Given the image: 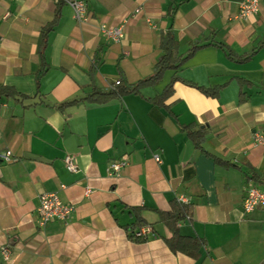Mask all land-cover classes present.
Wrapping results in <instances>:
<instances>
[{
	"label": "crops",
	"instance_id": "crops-1",
	"mask_svg": "<svg viewBox=\"0 0 264 264\" xmlns=\"http://www.w3.org/2000/svg\"><path fill=\"white\" fill-rule=\"evenodd\" d=\"M240 1L83 0L86 20L64 3L37 79L41 28L52 21L55 0H0V85L24 95L0 98V152L14 158L0 163V247L9 250L0 264H264V209L241 206L248 185L264 188V149L252 143L264 130V0L245 18L237 17ZM102 24L123 25V37L107 40ZM168 30L182 57L198 48L143 96L58 108L93 88L150 76ZM224 47L236 56L255 51L236 61ZM173 76L217 87L216 95L176 81L167 109L146 100ZM184 126L205 132L201 148ZM65 155L77 172L65 169ZM121 157L127 166L109 175L107 166ZM43 193L73 206L67 223L37 226ZM179 197L191 215L178 233L202 243L196 257L173 253L163 239L171 232L158 211ZM129 207L141 208L152 228L144 242L127 237Z\"/></svg>",
	"mask_w": 264,
	"mask_h": 264
},
{
	"label": "trees",
	"instance_id": "trees-1",
	"mask_svg": "<svg viewBox=\"0 0 264 264\" xmlns=\"http://www.w3.org/2000/svg\"><path fill=\"white\" fill-rule=\"evenodd\" d=\"M64 5V2L58 0L55 2V10L53 14V19L51 22L47 23L41 28V41L39 45V57L41 59L40 62V70L37 71V79L42 73L45 71V61L43 52L47 45V36L53 31V29L57 26L60 19V7ZM264 42V40H262ZM177 41L173 35L171 30L166 31L161 34L159 37V48L161 50V55L158 57L154 68L153 73L141 80H138L135 83H127L123 79L116 81L112 86L105 91H102L98 88H93L92 91L87 94L84 98L80 99H72L66 102L61 103L58 108L62 109L66 106L78 103L80 101H91L95 103H105L113 98H120L127 94H135L141 95V90L152 84L156 83L162 75V72L167 68L176 69L178 68L182 62L187 58V56L198 46H193L190 49L189 54L185 57H182L178 54L177 51ZM226 51L227 57L236 61H244L248 59L252 53H247L241 56H236L232 53L228 48L224 47ZM98 60V59H97ZM97 60L93 61L91 64V68H95ZM180 81L190 87H193L200 91L202 94L214 97L217 92V87L205 88L202 86H197L193 83L186 82L179 78L178 76L171 77L168 84L163 89L162 93L157 94L153 97H147L146 100L151 102L154 105L163 107L167 109V105H165V100L172 93V85L174 82ZM1 97H12L21 99L24 95H21L15 91L14 88L7 85H0V98ZM242 99V98H241ZM183 131L189 136V138L193 141L194 145L198 148H201V144L204 141L205 132L203 130H193L190 126L182 127ZM217 162L228 165L227 162H223L221 160H217ZM252 178H257V180L262 181V179L258 176H253ZM129 212L134 217V221L126 227L127 237L134 242H144L149 236L136 237L135 232L138 231L141 227L147 226L143 219L140 216L141 208L139 207H129ZM159 220L163 224L166 225L168 230L171 232V237L163 238L167 247L173 252H181L187 253L193 257H196L198 254V250L201 247L202 243L190 237H183L178 233V223L183 221L186 218H189L191 215V205L188 203H182L177 200L173 201L170 205V209L168 211H158ZM150 231L152 232V228L150 227Z\"/></svg>",
	"mask_w": 264,
	"mask_h": 264
},
{
	"label": "built area",
	"instance_id": "built-area-1",
	"mask_svg": "<svg viewBox=\"0 0 264 264\" xmlns=\"http://www.w3.org/2000/svg\"><path fill=\"white\" fill-rule=\"evenodd\" d=\"M58 0H55V2ZM68 5L72 11L74 18L77 20H86V6L83 0H61ZM259 10V0H241L238 9V18H245L249 15L257 13ZM138 13V10L134 11V14ZM102 35L109 41H119L123 37V25L118 26H106L102 24L100 26ZM1 42V37H0ZM252 143L255 146H260L264 149V130L256 131L253 133ZM154 161L160 162L158 155L153 156ZM14 160L10 151L0 152V163H8ZM65 169L68 172H77V164L73 157L65 155L63 158ZM128 161L125 157H121L116 161H112L107 166V172L109 175L118 176L122 168L127 166ZM87 193V190H86ZM177 201L182 203H188V201L179 197ZM242 210L244 213H250L254 209H264V188H260L256 185H248L245 189V193L242 199ZM73 206L67 203H63L55 193H43L38 196V205L36 207L37 212V226L43 228L48 223L58 220L63 223H67L70 220L73 212ZM150 233V227H141L135 232L136 237H143ZM0 254L5 261L9 258V250L7 247H0Z\"/></svg>",
	"mask_w": 264,
	"mask_h": 264
}]
</instances>
